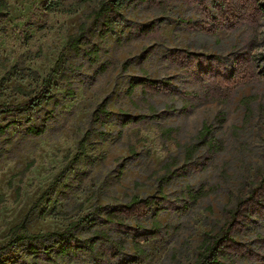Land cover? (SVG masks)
Segmentation results:
<instances>
[{
    "label": "rangeland",
    "instance_id": "1",
    "mask_svg": "<svg viewBox=\"0 0 264 264\" xmlns=\"http://www.w3.org/2000/svg\"><path fill=\"white\" fill-rule=\"evenodd\" d=\"M99 1L60 0L44 11V0H5L7 10L0 12V105L20 106L41 89L67 39ZM254 1L263 14L256 22L211 36L180 23L199 19L197 8L184 0H125L120 10L124 20L112 34L99 41L93 25L88 36L90 46L99 49L98 64L104 72L85 57L64 51L65 64L76 67L64 72L70 89L56 74L46 88L48 105L22 113L0 112V126L12 124L0 136V148L6 151L0 158V245L24 217L32 234L62 231L86 218L74 239L20 242L0 253V264H94L95 258L85 254L55 259V253L61 245H86L101 231L124 248L114 260L111 246L96 244L97 256L106 264L131 259L133 240L116 226L103 225L107 214L134 197H165L168 208H179L187 200V186L202 188V197L189 203L186 215L172 209L160 213L157 221L167 229L159 241L142 247L148 264H195L204 235L216 234L223 226L224 210L235 206L239 189H253L257 173L264 175V0ZM153 23L156 32L141 37L139 29ZM147 48L153 49L143 60ZM176 50L203 59L192 70L179 68L166 59ZM240 54L253 60L255 79L231 78L233 59ZM200 70L225 80L223 90L201 78ZM142 79L166 80L170 93L129 90L131 81ZM203 89L213 97L207 98ZM103 100L111 118L100 126L91 115ZM50 111L53 118L41 136L19 140L24 129L37 127ZM127 116L142 119L122 125ZM202 124L211 128L219 151L209 156L199 145L187 170L172 175L183 167L184 148L195 143ZM125 223L133 233L138 226L144 232L152 227L150 217H132ZM233 238L249 251L263 252L264 222L251 217ZM47 257L54 261L48 263ZM231 260L261 264L242 257Z\"/></svg>",
    "mask_w": 264,
    "mask_h": 264
},
{
    "label": "trees",
    "instance_id": "2",
    "mask_svg": "<svg viewBox=\"0 0 264 264\" xmlns=\"http://www.w3.org/2000/svg\"><path fill=\"white\" fill-rule=\"evenodd\" d=\"M60 0H44L42 5L44 11H50L52 8L59 5ZM189 5H194L199 14L197 20L180 21L181 24L186 25L191 31L200 34H206L215 36L218 31H232L242 24H253L262 12L256 6L254 0H184ZM125 0H101L97 3L96 9L92 11L86 20L91 21V25L86 24V20H83L74 35L67 39L65 47L58 54L51 71L43 80L41 89L26 102L20 106L0 105V112L2 113H22L24 111H32L39 107L41 104H47L51 100V96L48 95L46 88L50 85L52 76L58 74L59 78L65 83L66 87L70 89L69 78L65 76L64 72H74L76 67L66 65L64 62V51L70 52L73 56L78 57L81 55L85 57L89 62V65H97L99 60L98 47L90 46L88 36L91 33V27L97 26V37L99 41H102L107 34L113 33V28L116 24L121 23L124 18L120 14L121 8L124 6ZM7 6L5 0H0V12H6ZM213 11V13H212ZM0 18H2L0 16ZM157 25L149 24L146 27L139 29V35L141 37H147L153 35L156 32ZM153 48H147L143 51V60H146ZM151 51V52H150ZM166 59L173 65L179 68H185L192 70L194 65L202 61V57L196 54H190L183 51L176 50L169 54ZM215 61V59H212ZM105 67L102 64L97 65V71L104 72ZM201 78L206 77L207 80H211L212 83H218L216 88L223 90L222 83H226L225 80H217L218 74H210L203 70H200ZM253 60L247 54L237 55L233 59V72L231 78L245 79L250 81L255 79L257 75L254 73ZM134 88H140L141 91L148 95H155L159 93H170L169 84L166 80H159L151 82L146 79L131 81L129 84V90ZM204 95L207 98L213 97V93L207 92L203 89ZM18 92H21L18 89ZM67 96H71V92H67ZM53 103V102H52ZM57 105L54 101L53 108ZM19 108H22L20 110ZM93 123L100 126L106 124L111 114L105 108V101L99 103L96 109L91 115ZM53 118V111L44 114L43 122L37 127H27L21 132L19 140L27 138H36L41 136L45 131V123L49 122ZM142 118L126 117L122 121V125H130ZM12 124H6L0 126V136H2ZM169 131V130H164ZM211 128L202 124L198 132L194 136V144L184 148L183 154V167L177 171H173L171 174L176 176L187 170L194 153L199 145L205 148L206 154L211 156L216 154L219 150V142L216 138L210 135ZM101 137L104 134L98 133ZM83 142L78 143V149L82 150ZM6 151L0 148V158ZM75 159V158H74ZM209 158L204 159L203 167L207 166ZM175 164V163H174ZM30 166V165H29ZM28 166V168H29ZM170 166L168 163L164 166V169L169 173ZM27 168V169H28ZM257 182L253 189H250L248 185H243L238 191V198L233 208H226L223 213V226L218 230L216 234H205L200 246V252L197 255L195 264H236L231 260V257H242L250 261L260 262L264 264V251L256 252L249 251L247 248L238 243L233 238V235L245 229L249 223L251 217H257L264 222V175L262 172H258L256 175ZM203 189H193L189 186L186 187V198L183 205L179 208H168L167 199L165 197L154 198L147 197L146 199H139L134 197L129 204L114 209L107 214L103 225L116 226L119 231L125 236L130 237L133 240L134 254L131 259L126 261H119L117 264H148L150 259L147 252L143 249L142 243L150 241H159L161 238V231L167 228H162L157 221V217L160 213L172 209L178 215H186L189 211V203H195L203 195ZM3 198L0 197V202ZM40 197L38 201L42 200ZM38 201L31 207L33 210ZM134 217L137 220L150 217L152 227L148 232H144V228L138 226V232L133 231L125 223L126 220ZM26 217L22 221L12 228L8 234L7 239L0 245V253L9 250L20 242H35L47 239H74V231L79 229L86 221V218L81 219L62 231L47 232L32 234L28 232L26 228ZM169 229V227H168ZM166 232V231H165ZM109 245L113 248L114 253L111 257L116 260L120 253L123 251L124 245L121 242L113 240L109 235L104 232L95 233L88 244L78 246L75 244L61 245L58 251L55 253V259H63L66 256H77L78 254H85L95 258L94 264H106L105 260L97 256L95 252V245ZM48 263L53 262L50 258H46ZM31 264H37L32 262Z\"/></svg>",
    "mask_w": 264,
    "mask_h": 264
}]
</instances>
